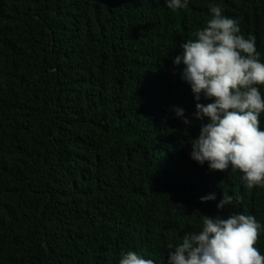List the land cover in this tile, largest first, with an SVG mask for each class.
I'll use <instances>...</instances> for the list:
<instances>
[{
    "label": "trees",
    "instance_id": "trees-1",
    "mask_svg": "<svg viewBox=\"0 0 264 264\" xmlns=\"http://www.w3.org/2000/svg\"><path fill=\"white\" fill-rule=\"evenodd\" d=\"M215 5L264 62V0H0V264H119L128 251L167 264L202 215L264 226V187L190 155L201 121L173 58ZM223 192L234 204L218 209Z\"/></svg>",
    "mask_w": 264,
    "mask_h": 264
},
{
    "label": "clouds",
    "instance_id": "clouds-1",
    "mask_svg": "<svg viewBox=\"0 0 264 264\" xmlns=\"http://www.w3.org/2000/svg\"><path fill=\"white\" fill-rule=\"evenodd\" d=\"M170 9H186L189 0H166ZM211 19L194 33L196 39L181 43L182 53L173 58L183 65L180 78L190 85L197 101L193 116L201 121L200 133L191 139V158L210 171H239L247 187H264V62L255 37L242 34L239 20L224 15L220 6L210 8ZM199 27V25H198ZM201 96L210 103H200ZM185 124L192 120L174 107ZM206 121V122H205ZM187 130H185L186 132ZM215 200V193L200 197ZM236 200L242 197H236ZM234 204L223 192L218 209ZM262 226L254 215L234 212L227 218L202 215V227L189 232L174 249L168 247L167 264H264L256 247ZM119 264H156L134 251L121 254Z\"/></svg>",
    "mask_w": 264,
    "mask_h": 264
},
{
    "label": "bare ground",
    "instance_id": "bare-ground-1",
    "mask_svg": "<svg viewBox=\"0 0 264 264\" xmlns=\"http://www.w3.org/2000/svg\"><path fill=\"white\" fill-rule=\"evenodd\" d=\"M110 1H111V0H110ZM112 1H113V0H112ZM147 1H149V0H147ZM105 2H107V0H105ZM108 2H109V1H108ZM117 2H118V0H117ZM126 2H127V0H126ZM144 2H145V1H144ZM115 3H116V2H115ZM123 3H124V2H123ZM104 4H105V3H104ZM110 4H111V3H110ZM112 4H113V3H112ZM160 4H162V3L160 2ZM160 4H157V5H159V7H162V6H160ZM107 5H108V3H107ZM144 5H145V4H144ZM146 5H147V3H146ZM110 7H111V6H110ZM112 7H113V6H112ZM143 7H145V6H143ZM145 13H146V12H145ZM145 13H144V14L142 13V15H145ZM148 13H149V12H148ZM166 14H167V13H166ZM166 14H165V15H166ZM140 16H141V15H140ZM145 16H146V15H145ZM145 16H144V17H145ZM148 16H149V15H148ZM148 16H146V17L148 18V19H146V21L152 19V18L149 19ZM168 16H170V15H168ZM144 17H143V18H144ZM143 18H142V19H143ZM140 19H141V18H140ZM140 19L138 18V20H140ZM146 21H145V24L148 22V21H147V22H146ZM141 22H142V21H141ZM135 23H137V22H135ZM137 24H138V23H137ZM139 24H142V23L139 22ZM145 24H144V25H145ZM147 24H149V23H147ZM158 25H159V24H158ZM158 25H157V26H158ZM114 26H115V24H114ZM139 26H140V25H138L137 27H139ZM154 26H156V25H153V27H154ZM157 26H156V27H157ZM164 26H165V25H164ZM168 26H169V24H168ZM106 27H107V26H106ZM131 27H133V26H131ZM148 27H149V26H148ZM162 27H163V26H162ZM169 27H170V26H169ZM172 27H173V26H172ZM95 28H96V26H95ZM95 28H94V29H95ZM98 28H99V27H97L96 30L99 31L100 29H98ZM103 28H104V27H103ZM115 28H116V27H115ZM145 28H146V27H145ZM94 29H93V34H94L95 31H96V30H94ZM111 29H113V28L111 27ZM119 29H120V28H119ZM135 29H138V30H139V28H135ZM150 29H151V28H150ZM153 29H154V28H153ZM153 29H152V30H153ZM157 29H158V28H157ZM121 30H122V29H121ZM154 30H156V29H154ZM114 31H115V30H114ZM116 31H117V30H116ZM116 31H115V32H116ZM118 31H119V30H118ZM118 31H117V33H119ZM140 31H141V28H140ZM140 31H139V32L137 31V33L139 34ZM146 31H147V30H146ZM107 32H108V31H107ZM122 32H123V31H122ZM98 33H99V32H97V34H98ZM104 33H105V32H104ZM109 33H110V32H109ZM112 33L114 34V32H112ZM112 33H111V34H112ZM117 33H116V34H117ZM137 33H136V35H138ZM147 33H148V32H147ZM91 34H92V29H91ZM111 34H109V36H111ZM150 34H151V33H150ZM98 35H99V34H98ZM100 35H101V33H100ZM103 35H105V34H103ZM118 35H119V34H117V36H118ZM121 35H122V33H121ZM133 35H134V34H133ZM94 36H95V35H94ZM105 36H106V35H105ZM113 36H114V35H113ZM140 36H141V35H140ZM87 37H88V36H87ZM87 37H86V38H87ZM106 37H107V36H106ZM118 37L121 38V36H118ZM93 38L95 39L96 36L93 37ZM102 38H103V37H102ZM110 38H111V37H110ZM110 38H109V39H110ZM120 38H119V39H120ZM134 38H135V36H134ZM139 38H141V37H139ZM142 38H143V37H142ZM146 38H147V37H146ZM146 38H145V39H146ZM90 39H91V38H90ZM121 39H122V38H121ZM135 39H136V38H135ZM143 39H144V38H143ZM148 39H149V38H148ZM86 40H87V39H86ZM91 40H92V39H91ZM96 40H97V39H96ZM98 40H100V39H98ZM101 40H102V39H101ZM116 40H118V39H116ZM82 41H83V38H82ZM94 41H95V40H94ZM107 41H108V40H107ZM112 41H113V40H111L110 42H112ZM120 41H121V40H120ZM120 41H119V42H120ZM83 42H84V41H83ZM86 42L89 43L88 41H86ZM86 42H85V43H86ZM110 42H109V43H110ZM115 42H116V41H115ZM119 42H118V43H119ZM138 42H139V41H138ZM113 43H114V41H113ZM89 44H90V43H89ZM92 44H93V43H92ZM104 44H106V43H104ZM97 45H100V41H99V44H97ZM97 45H96V48H97ZM115 45H118V44L116 43ZM88 46H89V45H88ZM101 46H103V45H101ZM118 46H119V45H118ZM98 47H99V46H98ZM104 47H105V46H104ZM108 47H109V46H108ZM119 47H120V46H119ZM89 48H90V47H89ZM101 48H102V47H100V49H101ZM105 48H106V49H111L112 47L110 46L109 48H107V47H105ZM113 48H115V47H113ZM116 48H117V46H116ZM94 49H95V48H94ZM106 49H104V50H106ZM118 49H119V48H118ZM87 50H88V49H87ZM95 50H97V51H96V54H97V52H98L99 49H95ZM102 50H103V49H102ZM102 50H101V51H102ZM120 50H121V49H120ZM123 50H124V49H123ZM123 50H122V51H123ZM107 51H108V50H107ZM109 51H114V50H109ZM93 52H94V51H93ZM104 52H105V51H104ZM123 52H125V51H123ZM90 53H91V52H90ZM98 53H99V52H98ZM112 53H113V52H112ZM112 53H110V54H112ZM118 53H119V52H117V54H118ZM121 53H122V52H121ZM93 54H94V53H93ZM103 54H104V53H103ZM105 54L107 55V52H106ZM105 54H104V55H105ZM108 54H109V53H108ZM113 54H114V53H113ZM91 55H92V53H91ZM98 55H99V54H98ZM104 55H103V56H104ZM96 57H97V56H96ZM99 57H101V56L99 55ZM106 58H107V57H106ZM106 58H105V59H106ZM100 59H101V58H100ZM103 59H104V58H103ZM106 61H107V60H106ZM156 169H157V168H156ZM158 170H159V169H158ZM160 172H161V171H160ZM162 172H163V171H162ZM156 173H157V171H156ZM158 173H159V172H158ZM164 173H167V171H165ZM148 203H149V202H148ZM148 203H146V204H148ZM171 204H172V203H171ZM166 207H167V206H166ZM166 207H165V208H166ZM165 208H164V210H166ZM164 210H162V211H163V214H164ZM188 211H189V210H188ZM165 213H166V212H165ZM160 215L162 216V214H159V216H160ZM164 215H165V214H164ZM164 218H165V217H164ZM164 218H163V219H164ZM147 219L149 220L148 217L145 218V220H147ZM160 219H162V218H159V220H160ZM160 221H161V220H160ZM160 221H159V223H160ZM154 223H156V222H154ZM148 227H149V226H147V229H149ZM154 227H155V226H154ZM156 227H157V224H156ZM184 229H185V228H184ZM145 230H146V229H145ZM150 230H151V227H150ZM152 230H153V229H152ZM154 230H155V229H154ZM146 231H147V230H146Z\"/></svg>",
    "mask_w": 264,
    "mask_h": 264
}]
</instances>
